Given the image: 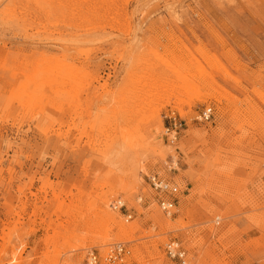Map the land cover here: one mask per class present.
<instances>
[{"label": "rangeland", "instance_id": "rangeland-1", "mask_svg": "<svg viewBox=\"0 0 264 264\" xmlns=\"http://www.w3.org/2000/svg\"><path fill=\"white\" fill-rule=\"evenodd\" d=\"M91 254L264 264V0H0V264Z\"/></svg>", "mask_w": 264, "mask_h": 264}, {"label": "built area", "instance_id": "built-area-1", "mask_svg": "<svg viewBox=\"0 0 264 264\" xmlns=\"http://www.w3.org/2000/svg\"><path fill=\"white\" fill-rule=\"evenodd\" d=\"M212 114V108L206 107L204 108L200 113L197 114L196 118L198 121H207L210 119ZM173 126L176 127V121L173 118ZM168 131V130H167ZM149 183L151 187L159 192L160 194H163L162 197L159 198L158 204L161 210L167 214L170 215L173 212L174 206H175V197L174 195L178 192V188L175 184H172L170 182H167L166 180L158 177L157 175H150L148 177ZM124 204L120 199L115 200L113 202V207L121 208ZM166 252L170 257H178L181 258L184 254V252L181 250V248L178 246V243L175 241H169L165 245ZM121 246L116 245L115 249L112 250V255L114 253H118L121 251ZM111 255V256H112ZM110 256V257H111ZM96 263V256L94 254H91L88 260V264H95Z\"/></svg>", "mask_w": 264, "mask_h": 264}, {"label": "bare ground", "instance_id": "bare-ground-1", "mask_svg": "<svg viewBox=\"0 0 264 264\" xmlns=\"http://www.w3.org/2000/svg\"><path fill=\"white\" fill-rule=\"evenodd\" d=\"M121 230H124L123 228H121ZM127 233V232H126Z\"/></svg>", "mask_w": 264, "mask_h": 264}]
</instances>
